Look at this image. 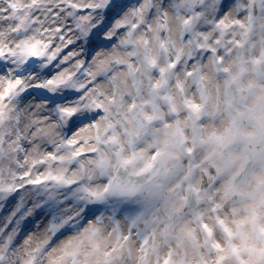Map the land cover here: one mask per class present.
Instances as JSON below:
<instances>
[{
	"label": "snow or ice",
	"instance_id": "6c2138e0",
	"mask_svg": "<svg viewBox=\"0 0 264 264\" xmlns=\"http://www.w3.org/2000/svg\"><path fill=\"white\" fill-rule=\"evenodd\" d=\"M0 264H264V0H0Z\"/></svg>",
	"mask_w": 264,
	"mask_h": 264
}]
</instances>
